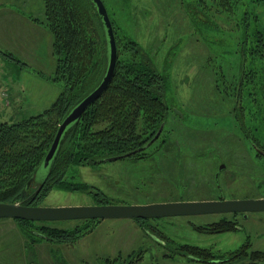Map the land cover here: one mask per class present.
Listing matches in <instances>:
<instances>
[{
    "label": "rangeland",
    "instance_id": "rangeland-1",
    "mask_svg": "<svg viewBox=\"0 0 264 264\" xmlns=\"http://www.w3.org/2000/svg\"><path fill=\"white\" fill-rule=\"evenodd\" d=\"M101 1L117 36L137 42L154 69L166 77L163 99L171 112L165 143L147 149L150 156L78 168L73 182L98 190L110 205L263 196L264 154L241 135L238 102L234 108L226 92L216 91L214 81L238 85L239 71L250 57L238 49L239 18L244 8H252L264 24V2ZM44 16L43 0H0L1 121L37 115L60 92L53 81L51 35L34 22ZM243 119L247 120L245 115ZM90 205L96 204L85 192L52 190L39 206ZM221 219L235 222L236 230L215 234L202 230ZM86 224L72 220L49 226L69 231ZM88 225L90 231L71 244L29 245L17 222L0 219V264H103L106 258L110 264H202L174 249L192 245L219 256L247 242L254 250H264V211L103 219Z\"/></svg>",
    "mask_w": 264,
    "mask_h": 264
},
{
    "label": "trees",
    "instance_id": "trees-1",
    "mask_svg": "<svg viewBox=\"0 0 264 264\" xmlns=\"http://www.w3.org/2000/svg\"><path fill=\"white\" fill-rule=\"evenodd\" d=\"M43 2L44 20L34 22L51 35L53 81L61 89L41 113L13 122L0 120V202L39 206L50 191L56 190L85 192L96 205L109 204L98 190L73 182L76 170L109 162V158L144 159L150 156L147 149L164 145L171 112L163 99L166 77L154 69L137 42L118 37L111 22L117 46L113 78L101 96L66 128L53 158L43 168L58 125L99 84L108 59L105 30L90 0ZM239 20L242 39L238 49L250 56L248 67H241L238 85L231 86L225 80L221 84L218 79L214 83L216 91L221 88L233 100L234 108L238 102L239 132L252 148L264 154V24L252 8H244ZM14 221L31 245L37 241L71 244L88 233V224L97 220H82L87 224L69 231L49 226L55 222ZM201 228L211 234L224 233L236 230V224L221 219ZM174 252L202 264H264V250H254L247 242L219 256L192 245H179ZM103 264H110V259H104Z\"/></svg>",
    "mask_w": 264,
    "mask_h": 264
},
{
    "label": "water",
    "instance_id": "water-1",
    "mask_svg": "<svg viewBox=\"0 0 264 264\" xmlns=\"http://www.w3.org/2000/svg\"><path fill=\"white\" fill-rule=\"evenodd\" d=\"M100 17L107 39L108 59L105 73L99 84L83 97L58 125L53 141L44 157L43 168L53 158L66 128L78 120L82 113L106 90L111 82L117 62V46L107 10L101 0H90ZM162 127L156 133L159 135ZM117 158H109L115 161ZM264 211V197L255 199H218L204 201L158 203L151 205H90L72 207L25 206L20 203L0 202V219L31 222L82 221L103 219H133L202 214H245Z\"/></svg>",
    "mask_w": 264,
    "mask_h": 264
},
{
    "label": "flooded vegetation",
    "instance_id": "flooded-vegetation-1",
    "mask_svg": "<svg viewBox=\"0 0 264 264\" xmlns=\"http://www.w3.org/2000/svg\"><path fill=\"white\" fill-rule=\"evenodd\" d=\"M217 176V175H216Z\"/></svg>",
    "mask_w": 264,
    "mask_h": 264
}]
</instances>
